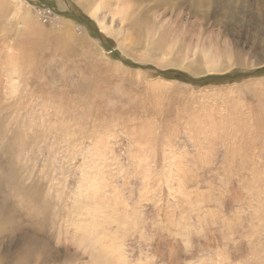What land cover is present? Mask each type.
Instances as JSON below:
<instances>
[{"label": "rangeland", "instance_id": "374dc122", "mask_svg": "<svg viewBox=\"0 0 264 264\" xmlns=\"http://www.w3.org/2000/svg\"><path fill=\"white\" fill-rule=\"evenodd\" d=\"M0 207V264H264V0H0Z\"/></svg>", "mask_w": 264, "mask_h": 264}, {"label": "bare ground", "instance_id": "6f19581e", "mask_svg": "<svg viewBox=\"0 0 264 264\" xmlns=\"http://www.w3.org/2000/svg\"><path fill=\"white\" fill-rule=\"evenodd\" d=\"M236 160V159H235ZM245 164V163H244ZM1 208V207H0ZM2 209V208H1ZM1 212V211H0Z\"/></svg>", "mask_w": 264, "mask_h": 264}]
</instances>
